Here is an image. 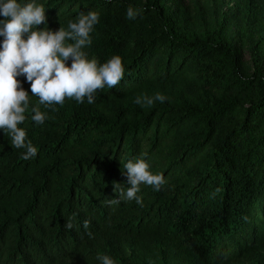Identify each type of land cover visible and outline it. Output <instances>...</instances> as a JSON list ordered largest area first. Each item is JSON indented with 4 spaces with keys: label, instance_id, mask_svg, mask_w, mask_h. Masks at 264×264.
<instances>
[{
    "label": "trees",
    "instance_id": "16d2710c",
    "mask_svg": "<svg viewBox=\"0 0 264 264\" xmlns=\"http://www.w3.org/2000/svg\"><path fill=\"white\" fill-rule=\"evenodd\" d=\"M233 1L251 11L252 0ZM35 3L47 17L37 29L67 30L99 12L83 51L98 66L119 56L125 74L93 104L51 106L17 77L29 93L18 127L38 153L22 159L26 150L0 129V264H101L104 255L114 264H264V65L253 56L251 72L232 36L236 18L220 11L207 20L183 0ZM129 6L142 10L135 19ZM254 15L264 41V15ZM157 93L167 99L136 103ZM139 158L166 183L140 185L142 207L109 204L114 184L128 187L124 165Z\"/></svg>",
    "mask_w": 264,
    "mask_h": 264
},
{
    "label": "clouds",
    "instance_id": "9594fccd",
    "mask_svg": "<svg viewBox=\"0 0 264 264\" xmlns=\"http://www.w3.org/2000/svg\"><path fill=\"white\" fill-rule=\"evenodd\" d=\"M142 11L129 6L127 17L135 19ZM99 12L81 13L75 21L67 22V30L59 27L52 31L47 27L36 26L47 24L46 9L35 0L21 5L17 0H0V129H6L11 137V145L25 149L22 159L34 158L38 149L31 141L26 142V131L18 127L25 117L29 105V93L24 90L17 77L23 76L29 82L32 96L39 99L42 105H63L65 98H74L77 103L93 104L98 90L115 88L123 79L125 69L119 56H113L106 63L98 66L96 59H88L83 49L90 47V33L99 22ZM73 41V43H66ZM71 61L70 66L66 63ZM164 95L157 93L154 97L137 96L136 103L152 105L154 101L164 102ZM55 111V109H53ZM31 119L43 124L47 119L45 113L33 107ZM128 187L114 184L118 199L108 200L109 204L135 200L143 206L142 197L138 195L140 185L152 186L159 191L166 183L163 174H153L150 164L143 158L134 162L129 160L125 165ZM83 228L87 231L90 222L85 220ZM73 218L65 223L66 229H73ZM101 264H114L107 255L98 256Z\"/></svg>",
    "mask_w": 264,
    "mask_h": 264
},
{
    "label": "rangeland",
    "instance_id": "374dc122",
    "mask_svg": "<svg viewBox=\"0 0 264 264\" xmlns=\"http://www.w3.org/2000/svg\"><path fill=\"white\" fill-rule=\"evenodd\" d=\"M182 5L191 14L199 12L207 20L220 11L225 12L227 16L231 14L239 23V28L235 26L231 29L234 42L241 48L251 72L254 67L253 56L257 57L259 62L264 65V41L258 40L256 35V32L260 30L259 25L255 19L248 21V15L252 14V18H255L254 14L257 11L264 15V5L258 6L257 1L252 0L251 11L233 0H183Z\"/></svg>",
    "mask_w": 264,
    "mask_h": 264
}]
</instances>
